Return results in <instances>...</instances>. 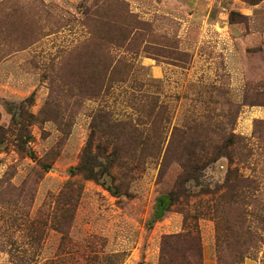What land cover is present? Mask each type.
I'll return each instance as SVG.
<instances>
[{
    "label": "rangeland",
    "instance_id": "1",
    "mask_svg": "<svg viewBox=\"0 0 264 264\" xmlns=\"http://www.w3.org/2000/svg\"><path fill=\"white\" fill-rule=\"evenodd\" d=\"M208 261L264 264V0H0V264Z\"/></svg>",
    "mask_w": 264,
    "mask_h": 264
},
{
    "label": "crops",
    "instance_id": "2",
    "mask_svg": "<svg viewBox=\"0 0 264 264\" xmlns=\"http://www.w3.org/2000/svg\"><path fill=\"white\" fill-rule=\"evenodd\" d=\"M207 264H212V262L211 261H208V263Z\"/></svg>",
    "mask_w": 264,
    "mask_h": 264
},
{
    "label": "trees",
    "instance_id": "3",
    "mask_svg": "<svg viewBox=\"0 0 264 264\" xmlns=\"http://www.w3.org/2000/svg\"><path fill=\"white\" fill-rule=\"evenodd\" d=\"M26 101V100H25ZM25 113H27V112H25Z\"/></svg>",
    "mask_w": 264,
    "mask_h": 264
}]
</instances>
